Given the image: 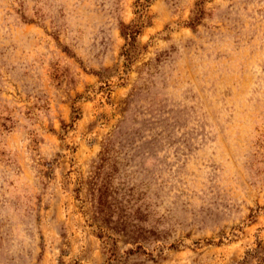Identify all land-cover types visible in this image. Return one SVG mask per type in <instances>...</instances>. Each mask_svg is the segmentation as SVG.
<instances>
[{
	"label": "rangeland",
	"instance_id": "rangeland-1",
	"mask_svg": "<svg viewBox=\"0 0 264 264\" xmlns=\"http://www.w3.org/2000/svg\"><path fill=\"white\" fill-rule=\"evenodd\" d=\"M0 264H264V0H0Z\"/></svg>",
	"mask_w": 264,
	"mask_h": 264
},
{
	"label": "trees",
	"instance_id": "trees-1",
	"mask_svg": "<svg viewBox=\"0 0 264 264\" xmlns=\"http://www.w3.org/2000/svg\"><path fill=\"white\" fill-rule=\"evenodd\" d=\"M137 33V31L135 30H132L131 28L128 29V32H127V38H129L130 40L133 39V34Z\"/></svg>",
	"mask_w": 264,
	"mask_h": 264
}]
</instances>
